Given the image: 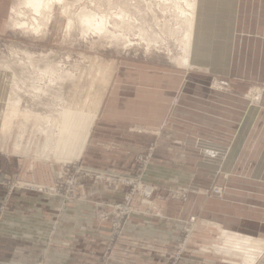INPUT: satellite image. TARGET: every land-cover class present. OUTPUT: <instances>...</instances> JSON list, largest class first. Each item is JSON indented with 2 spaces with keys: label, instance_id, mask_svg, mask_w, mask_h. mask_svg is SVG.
<instances>
[{
  "label": "crops",
  "instance_id": "crops-1",
  "mask_svg": "<svg viewBox=\"0 0 264 264\" xmlns=\"http://www.w3.org/2000/svg\"><path fill=\"white\" fill-rule=\"evenodd\" d=\"M249 17L261 19L262 35L255 34L246 22ZM259 38L264 46V0L262 9L245 0H197L189 64L217 68L229 76L248 66L253 56L247 51ZM188 78L187 73L173 74L149 66H122L96 113L86 115L84 122L76 114L79 121L74 124L86 123L81 142L59 141L47 158L43 157L47 152L39 142H0V172L6 170L0 178V261L160 264L175 241L174 230L192 215L196 216L195 227L201 242L211 248H186L180 264H242L243 256L236 251L238 246L233 244V237L225 234L227 231L237 235L235 239L246 236L264 244V142L239 140L246 136L244 131L253 130L264 121V96L254 106V101L217 87L210 77L199 76L193 87L202 92V97H195L185 90L190 87ZM177 87H182V91L171 112V127L160 134L161 122ZM98 113L99 129L93 128L92 134V141L96 142H86V132ZM109 120L115 124H107ZM107 126L130 141L123 142L125 146L138 145L143 139L155 138L158 142L159 135L161 143L183 142L181 148H175L183 152L180 158L185 160L176 168V157L172 154L153 158L141 179L157 190L143 204L135 206L137 210L125 220L120 235L110 244V222L98 215L108 211L111 202L121 201L124 190L113 191L83 182L67 204L38 190L55 184L62 160L73 159L81 166L119 173L130 170L133 163L130 149L116 145L117 150H106L102 133ZM71 129L72 124L69 132ZM192 132H198L196 136L213 150L198 152ZM166 145L174 148L171 143ZM244 149L250 151L252 163L259 165L257 169L252 165L251 170L237 171L238 162L249 160L241 157ZM5 154L6 158L2 156ZM219 172L229 174L226 182L218 176ZM3 178L15 180L17 185H29L31 189L19 185L7 198L10 189L8 182H2ZM211 178L225 185L220 198L190 192L187 201L179 203L164 197L166 189L184 184L201 190ZM104 254L108 258L103 259ZM254 264H264V251Z\"/></svg>",
  "mask_w": 264,
  "mask_h": 264
},
{
  "label": "rangeland",
  "instance_id": "rangeland-1",
  "mask_svg": "<svg viewBox=\"0 0 264 264\" xmlns=\"http://www.w3.org/2000/svg\"><path fill=\"white\" fill-rule=\"evenodd\" d=\"M245 1L254 2L258 9H262V0ZM20 2L22 0H0V142H39L43 149L45 148L43 146L48 143L50 148L53 144L50 142L51 135L52 138H55L63 109L71 108L74 105L83 107L91 100L90 106L84 109H78L77 106L72 107L73 115L62 114V129L68 127L69 132L71 124L72 129L68 134V139L63 133L64 135H61L59 141L81 142L85 134L83 127L86 123H74L79 120L84 122L87 119L86 115L95 114L90 112L98 110L101 103L93 104L103 93L105 98L107 91L114 85L117 71L122 66H149L157 70H168L173 74L186 75L187 73L189 74L190 87L185 90L195 97H202V92L196 91L193 87L194 83L199 81V76L210 77L215 81L217 87L228 89L239 97H246L248 101H254L252 103L254 106H258V102H261V98L264 96V46L260 38L254 40L253 46L249 47L247 51L250 57L253 56L249 60L248 66L242 67L241 71L238 70L229 76L217 68H200L195 65L186 68L178 63L180 58L189 54L190 49L188 40L190 27L186 26L187 23H184L183 15L180 13L183 8V11L187 12V0H63L53 5L48 22L45 25L42 23L37 32L30 29L33 26H30L28 30L20 28L18 25L14 26V21L33 24V20L39 18L32 10H29L30 8ZM84 15L93 17V20L81 22L79 17ZM41 17L43 18L39 21H44L45 15ZM69 19H72L70 26H68ZM99 21H102L104 28V31L100 33L94 31L92 27ZM246 22L250 24L255 34H263L261 19L251 20L249 17ZM43 27L47 30L45 33ZM54 66L57 70L55 74L51 75L48 68H54ZM11 74L14 76V80L10 79ZM58 77H61V80H58ZM175 91L171 106L161 122V129L158 131L160 134L171 127V112L178 104L182 87H177ZM15 98L20 99L21 104L17 109L12 108ZM79 111H83L82 114H79ZM76 114L80 115L78 116L79 120H76ZM98 118L99 113L93 126L91 125L89 131L86 132V138L89 139V141L86 139V142H96L92 141L94 140L92 134L93 128L99 129L96 126ZM110 123L112 126L115 121H107V124ZM260 123L254 126L255 129L244 131L247 133L246 136L239 140L264 142V121L262 124ZM173 125L175 124L173 123ZM175 126L177 127L178 124ZM73 127L75 131H73ZM110 128L107 126L102 133L104 135L102 141L106 142V150H117L116 145L120 149H124L125 143L123 142L129 143L130 141L125 137L121 138V135L118 136L119 134ZM132 129L134 131V128ZM192 134L196 136L198 132H192ZM160 137L161 135L158 137V142H155L154 138V141L143 139L142 142H138V145L127 144L124 150L130 149L133 163L130 170L125 172L119 173L109 169L81 166L78 161L73 159L62 160L60 166L74 164L84 170L108 175L118 174L123 178L132 179L141 170H143L142 176L156 155L172 154L173 158H177L174 160L176 168L183 165L185 160L180 158L183 152L178 148H181L184 143L168 142L172 147H178L176 150V148L172 149L170 145L167 146L168 143L164 141L161 143ZM196 137L193 139L198 152L205 153L210 149L213 150L206 146L207 143L201 142L200 138ZM58 142L55 143L58 144ZM135 145L138 147L135 148ZM133 147L134 151H132ZM70 150L73 152V145ZM250 154L248 149L242 151L241 157H248L249 160L237 163L238 172L251 170L252 165H254L253 169L259 166L256 162L252 163L253 157ZM2 156L7 157L6 154ZM45 156L47 157V154L43 155V157ZM3 173H6V170L0 172V178ZM218 176L226 182L229 174L219 172ZM2 182H8L7 186L11 182L13 188L20 185H17L15 180L11 181L5 178L2 179ZM206 183L207 186L201 190H193L194 187L183 183L184 185L177 188L166 189L164 197L181 203L187 201L190 192L218 198L222 196L225 185L218 183L217 178H211L210 182L206 181ZM141 184L143 187L151 188L152 194L157 190L156 186L145 184L142 179ZM20 186L25 190L31 189L26 184ZM52 187L39 188L38 190L50 198H54L46 193ZM111 190L113 189L111 188ZM9 197L7 195V198ZM133 200L131 203L135 207L143 204L146 199L138 201V198H135ZM3 203H5L4 199ZM190 218H195L193 227L184 228V223ZM195 224L196 216L192 215L183 222L181 228L174 230L175 241L168 254L160 259V264H180L183 252L188 247L210 250L211 247L207 246L205 242H201ZM117 237V234L113 236L114 239ZM104 257L108 258L105 254L103 259Z\"/></svg>",
  "mask_w": 264,
  "mask_h": 264
},
{
  "label": "built area",
  "instance_id": "built-area-1",
  "mask_svg": "<svg viewBox=\"0 0 264 264\" xmlns=\"http://www.w3.org/2000/svg\"><path fill=\"white\" fill-rule=\"evenodd\" d=\"M142 172L143 170L136 173L132 179H128L123 178L118 174H101L99 172L84 170L80 167L78 168L74 164H63L60 175L55 181L54 186L46 193L51 195V197H54L61 204H67L73 199L74 192L83 182H88L91 186L101 185L106 189L112 188L113 190H124V197L121 201L111 202L109 206L110 209L98 215L99 218L110 222V244L115 234L120 235L125 220L137 210V208L131 203L134 201L133 199L138 198V201H140L141 199L149 198L152 194L151 188L143 187L141 184ZM11 185L12 184L9 183L10 191L7 195H10V192L13 189V186ZM142 189L144 190L142 191ZM194 221L195 218H190L189 221L184 223V228L193 227ZM0 264L11 263L0 261Z\"/></svg>",
  "mask_w": 264,
  "mask_h": 264
},
{
  "label": "bare ground",
  "instance_id": "bare-ground-1",
  "mask_svg": "<svg viewBox=\"0 0 264 264\" xmlns=\"http://www.w3.org/2000/svg\"><path fill=\"white\" fill-rule=\"evenodd\" d=\"M61 1H63V0H22V2H20L22 5H24L25 7H28V8H30L29 10H32L36 15H38L39 16V18H35L33 21L34 22H36V21H38V22H36L35 24H34V22H33V24L35 25H33L32 23H30V22H28V23H26V22H21V21H14V26H19L20 28H25L26 30H28L29 29V27L30 26H33L32 28H30V29H32V31L33 32H37V31H39V27H41L40 25H42V23L45 25L46 24V22H48V20H49V14L50 13H52V9H53V5L56 3V2H61ZM196 6H197V0H187V12H185V11H183L184 10V8H183V10H180V13H181V15H183V19H184V23L186 24L187 23V25L186 26H188V28L190 27V29H189V31H190V34H189V37H188V40H189V42H190V48H191V43H192V39H193V28H194V23H195V18H196ZM178 9H180V8H178ZM66 10V9H65ZM67 10H69V9H67ZM73 11V10H72ZM66 12V11H65ZM69 12V11H68ZM84 13H85V10L83 11ZM47 13V14H46ZM69 14V13H68ZM67 14V15H68ZM73 14V13H72ZM89 14H90V12H89ZM95 14V13H94ZM23 15V14H22ZM45 15V17H44V21L43 20H41V21H39V19H42L43 17H41V16H44ZM52 15V14H51ZM126 15H128V14H126ZM33 16H35L34 14H33ZM38 16H36V17H38ZM98 16V15H97ZM105 16V15H104ZM118 16V15H117ZM41 17V18H40ZM67 17V16H66ZM193 17V18H192ZM80 18V21L81 22H91V20H93V17H90L89 15H84V16H80L79 17ZM107 18V17H106ZM67 19V18H66ZM97 19V18H96ZM71 20L72 19H69L68 21H69V23H68V26H70V24H71ZM98 20V19H97ZM95 21V20H94ZM183 21V20H182ZM32 22V21H31ZM50 22V21H49ZM102 21H99L95 26H92L93 27V29H94V31H96V32H98V33H100V32H102V31H104V28H103V25H102V23H101ZM95 23V22H94ZM197 23V22H196ZM84 24V23H83ZM82 24V25H83ZM91 25V24H90ZM110 25V24H109ZM197 25V24H196ZM83 26H85V24L83 25ZM87 26V25H86ZM44 28V27H43ZM89 28V27H88ZM106 28V27H105ZM187 28V29H188ZM107 29V28H106ZM44 33L47 31L46 30V28H44ZM196 30V29H195ZM108 32H109V30H108ZM83 33V32H82ZM86 31H85V35H86ZM89 33V32H88ZM93 33V32H92ZM105 33V32H104ZM194 33H196V31L194 32ZM41 35H42V33H40ZM39 34V35H40ZM187 34H188V32H187ZM88 35V34H87ZM98 36V35H97ZM160 37V36H159ZM156 40V39H155ZM189 53H190V49H189ZM193 55V54H192ZM193 57V56H192ZM192 59V58H191ZM178 63L180 64V65H182V66H185L186 68L187 67H190L191 65V63L189 64V54L186 56V57H182V58H180L179 60H178ZM193 65V64H192ZM6 69H9V68H6ZM47 69V68H46ZM56 70H57V68L54 66V68H52V67H49L48 68V71H49V73L51 74V75H53V74H55V72H56ZM13 75L11 74V78L10 79H13ZM59 79L58 80H61V77H58ZM70 79V78H69ZM14 80V79H13ZM81 80V79H80ZM80 80H78L79 82H80ZM56 81V80H55ZM50 82H53V81H51L50 80ZM15 83V82H14ZM75 83H76V81H75ZM23 84V83H22ZM79 84V83H78ZM47 85V84H46ZM96 96V95H95ZM94 96V97H95ZM103 98H104V93L102 94V95H100V97L99 98H97V101H95V103L93 104V105H97L98 103L100 104L101 102H102V100H103ZM60 99V98H59ZM95 100V99H94ZM84 102H87V101H84ZM90 102H92L91 100H90ZM89 102V104H86V105H84L83 107H80V106H77V105H74V106H77V108L79 109H84V108H86V107H88V106H90V103ZM94 102V101H93ZM83 104V103H82ZM81 104V105H82ZM98 104V105H99ZM19 105H21L20 104V99H18V98H15V101H14V105H12V108H14V109H17L18 107H19ZM74 106H72L73 108H74ZM71 107V108H72ZM93 107V106H92ZM71 108H67V109H63V113H61L60 114V120H59V127H58V129H57V133L55 134V138H52V135H51V141L50 142H52L53 144L55 143V142H58L59 141V139L61 138V135L63 134V133H65L66 135H65V138L66 139H68V134H69V132H68V127L67 128H65V129H62L63 128V126H62V114H70V115H73V111L71 110ZM88 110V109H87ZM91 110V109H90ZM82 112L83 111H79V114H82ZM85 112V111H84ZM85 113H87V111L85 112ZM89 113V112H88ZM90 113H96V111L94 112V111H91ZM59 115V114H58ZM94 115V114H93ZM79 116V115H78ZM50 117V116H49ZM52 118V117H51ZM58 118V117H57ZM1 119V118H0ZM59 119V118H58ZM57 120V119H56ZM49 124V123H48ZM67 126V125H66ZM48 132V131H47ZM64 135V134H63ZM64 138V137H63ZM55 140V141H54ZM202 141V140H201ZM210 143H212V142H210ZM52 144V145H53ZM52 145L50 146V148H49V145H48V143L47 144H45L44 145V147H45V151L47 150V153L46 154H48V157H49V155L50 154H52V150H53V147H52ZM44 152V151H43ZM45 154V153H44ZM43 154V155H44ZM45 154V155H46ZM209 154V153H208ZM212 156V155H211ZM213 157V156H212ZM44 158H47V157H44ZM228 232V231H227ZM227 232H225V234H227V235H229V236H231V237H233V239H232V242H233V244L234 245H236V246H238L237 248H236V251L237 252H239V253H241L242 255L241 256H243V263L242 264H254L255 262H256V258L259 256V255H261L262 253H263V251H264V244L263 243H261V241H259V240H256V239H254V238H251V237H244V236H239L240 238L239 239H235V237L237 236V235H234V234H230V233H227ZM258 239V238H257ZM262 239V238H261ZM263 241V240H262ZM231 250V249H230Z\"/></svg>",
  "mask_w": 264,
  "mask_h": 264
}]
</instances>
